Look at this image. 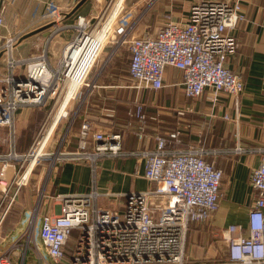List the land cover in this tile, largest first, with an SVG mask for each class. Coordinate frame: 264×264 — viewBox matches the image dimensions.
<instances>
[{"label":"built area","instance_id":"obj_1","mask_svg":"<svg viewBox=\"0 0 264 264\" xmlns=\"http://www.w3.org/2000/svg\"><path fill=\"white\" fill-rule=\"evenodd\" d=\"M2 1L0 28H5L4 1H13ZM116 2L110 0L100 10L94 25L79 15L69 27L62 25L64 16L57 6L47 2L44 14L39 17L43 25L52 26L42 54L17 58L15 47L21 35L16 34L6 36L0 46L4 67L0 72V186L5 178V167L15 168L11 178L3 182L8 185L7 189H0V230L16 195L21 188L28 187L32 170L40 162L48 163L47 176L65 162L86 163L91 166L93 178L88 193L60 197L57 209L51 214L39 216V206L33 209L31 232L38 222L37 237L45 259L34 236L29 235L23 250L18 245L2 252L0 264H14L13 259L24 264L29 251L38 264H188L185 243L188 226L203 223L218 211L222 171L202 159V150L170 151L166 148L167 138L156 135L155 149L140 154L145 162L142 177L151 188L127 194L124 209L112 211L97 208L100 193L96 189V170L98 160L125 156L122 154L123 134L93 130L84 120L78 129L76 144L71 148L69 136L74 115L55 145L50 146L54 130L68 117V105L83 89L94 87L88 79L105 47L127 48L128 72L136 90H162L164 69L172 67L182 72L183 92L188 99L200 98L205 90H210L212 102L225 94L232 96L237 106L243 94L241 77L226 67L227 59L238 49L229 31L244 20L241 0L196 2L189 9L186 24L168 21L154 36L136 38L132 36L136 26L133 15L124 2L115 9ZM69 28L75 35L62 48L56 67H52L48 64L47 47L53 35ZM98 37L99 42L94 44ZM79 69L81 72L77 73ZM71 84L74 91L65 115L48 135L47 128L57 105L62 103ZM49 102L53 106L29 151L18 154L15 114L25 108L44 109ZM142 111L143 104H137L136 109L129 112L130 117L137 119L135 137L139 142L146 139V117ZM184 113L178 111V115ZM178 136L179 132L168 134V138L176 142ZM40 145L41 155L34 157ZM26 162L28 165L24 166ZM251 175L256 198L248 212L246 227L232 224L224 232L225 261L203 264H264V151L261 163ZM74 230L78 231L75 239L72 238Z\"/></svg>","mask_w":264,"mask_h":264},{"label":"crops","instance_id":"obj_2","mask_svg":"<svg viewBox=\"0 0 264 264\" xmlns=\"http://www.w3.org/2000/svg\"><path fill=\"white\" fill-rule=\"evenodd\" d=\"M12 1H4L5 6L10 5V10L12 9L10 13L5 9L4 18L11 16L13 19H26L22 30L10 33L21 35L22 38L47 26L42 24L39 17L44 14L47 2H53L57 6L64 16L62 25L69 27L75 24L79 15L86 17L94 25L97 14L108 0H87L72 15L70 13L81 0ZM200 1L209 0H125V8L131 12L136 23L132 36H154L168 21L186 24L190 7ZM241 1L244 20L229 31L238 43V49L227 59L226 64L231 72L241 77L244 85L237 106L235 99L225 94H220L217 101L212 102L210 90H205L200 98L188 99L183 92V74L172 67L164 69L162 90H136L128 72L129 51L126 47L115 49L113 46L105 47L95 62L88 79L94 87L83 89L77 99L68 105L69 113L76 115L69 136L71 148L76 144L78 129L84 120L91 124L93 130H100L105 134H123L122 154L125 156L98 160L96 170L99 199L112 205L113 211L119 209V200L126 199L127 194L151 188V184L142 177L145 162L140 154L155 149L156 135L167 138L166 148L170 151L202 150V159L222 171L218 211L209 220L188 226L185 241L188 264L222 261L227 254L224 232L232 224L246 227L248 212L256 198V192L251 187V173L261 163L264 151V0ZM2 2L0 0V4ZM50 29L51 27L25 41H18L15 56L27 59L42 54L51 35ZM74 35L71 28L57 36L53 35L47 47L50 66L56 67L62 48ZM5 37V34L0 33V46ZM63 37L61 51L58 52L54 46ZM24 44L27 50L25 56L20 52ZM38 49V54H32L33 51L38 52ZM0 64L2 65L1 58ZM137 104H143L142 112L146 117V139L141 142L135 137L137 119L129 116V112L134 111ZM179 110L185 113L178 115ZM37 113H40L38 109L25 108L15 114V149L20 155L26 154L30 147L24 145L20 131L28 123H35ZM63 127L59 130L60 135ZM176 132H179L178 142L168 138V134ZM14 170L13 166L5 167V172L10 175L9 179ZM37 172L32 176L39 179L38 185L43 178L42 186L40 185L43 199L38 204L39 216L56 210L60 197L88 193L92 188V170L86 163L65 162V165L48 176L45 169ZM25 188L27 187L20 190L27 205ZM15 199L13 206H17L16 203L19 202L18 194ZM27 207L24 206L21 211H26ZM22 216L13 227L4 230L1 228L0 255L12 246L18 247V243L26 237L27 220H22ZM35 243L41 246L38 237L35 238ZM13 263L18 264L15 259Z\"/></svg>","mask_w":264,"mask_h":264},{"label":"rangeland","instance_id":"obj_3","mask_svg":"<svg viewBox=\"0 0 264 264\" xmlns=\"http://www.w3.org/2000/svg\"><path fill=\"white\" fill-rule=\"evenodd\" d=\"M109 1L110 0H108L106 2V4L104 5V7H106L108 5ZM125 5L126 4H125V1H124V6ZM5 9H6L7 13H10L11 10H12V9L10 10V5H8L7 7H5ZM5 18H6V20H5V24H6L5 28L6 29L5 28H2L1 31H0L1 35L2 34H5V36L10 35L11 32H15V31L22 30L24 28V26H25V23L27 22L26 19H24V18H21V19H13V17H11V16H7ZM14 18H16V17H14ZM42 39L44 40L45 38H41V40ZM63 40H64V37L62 38V40H60L59 42H57L55 44V46H54V49H56L58 52L61 51L60 48H61V45H62ZM38 43L41 44V41H39ZM17 44H19V42ZM26 51L27 50H25V44H24L22 46V48H20V52L22 53L23 56H25L27 54ZM39 51H40L39 49H38V52L33 51L32 54H35V53L38 54ZM3 70H4V67H3V65L0 64V72H2ZM52 106H53V103H51V102L47 103V106L44 109L39 110L40 113H37L36 118L34 120L35 123L34 124H32L33 122L28 123L27 127H24L20 131V133H21L20 135L22 136V141H23V143H24L25 146L31 145V143L33 142L36 134L38 133L37 131H38L39 127L46 120V117H47L46 114H47V112L51 109ZM57 108H58V105H57ZM71 117H72V115H71V113H69V110H68V117L67 118H64L61 121L60 125L57 126V128L54 130L53 139L51 141L52 144H50L51 147H53L55 145V142L58 140V137L60 136L59 130L62 129L63 125H64V127H63V130H64L65 127H66V125H68L72 121ZM72 126H73V124H72ZM6 132H7L6 130H3V133L6 134ZM50 146H49V148H50ZM47 164L48 163H46V162H40L38 165H36L33 168L32 173H31L30 178H29V181H28L29 182V185H28L27 188H25L26 191H27L26 197L28 199V204L27 205L25 204V205L21 206V208L22 207L24 208V206H28L26 208V211L25 210L22 211V215H23L22 216V220H24V219L27 220V222L25 224L26 225V230L25 231L27 232V234H26V237H24L18 243L19 244V248L21 250L24 249L25 244L28 242V236L29 235H31V237L34 236V238H36L37 237V234H38V231H37L38 222L36 223V226L34 227L33 231L31 232V227H32V225L34 223V219H33L32 213H33V208H35L36 205H38L40 202H42V199H43L41 197V191H40L41 190L40 185L42 184L43 178L40 181L41 184L38 185L37 184V181L39 179L37 177L35 178L34 175L32 176V174H35V172L39 171V169L40 170L45 169L46 172H47V170H48V165ZM26 165H28L27 162L25 163L24 166H26ZM17 167H19V166H17ZM9 176H10L9 173H6L5 174V178L3 179L4 181L2 180V185L0 186V189H3L4 187L7 189L8 185L3 184V182L6 183L9 180ZM1 194L2 193L0 191V195ZM125 202H126V199L125 198H121V200H119V210L120 211H122L124 209ZM97 208L98 209L99 208H101V209H109V210H112L113 211L112 205H110L109 203H107L105 200H103L101 198L98 201ZM32 219H33V221H32V224L30 225L29 223H31V220ZM77 236H78V231L77 230H74L72 232V238L75 239V238H77ZM68 247H69V245H68ZM39 248L41 250L42 257H44V259H45V252H44L43 248H41V247H39ZM217 262H221V261H217ZM24 264H38V261L33 257L31 251L28 252V254H27L26 258H25Z\"/></svg>","mask_w":264,"mask_h":264},{"label":"bare ground","instance_id":"obj_4","mask_svg":"<svg viewBox=\"0 0 264 264\" xmlns=\"http://www.w3.org/2000/svg\"><path fill=\"white\" fill-rule=\"evenodd\" d=\"M124 1L125 0H117L115 9L116 8H120L123 5V2ZM98 39H99V37L96 38L94 44H97L99 42ZM81 69H79V72L77 71V73H80L81 72ZM73 91H74V85L71 84L69 86L68 92L63 97L64 99H63L62 103L59 105L58 109L56 110V112L54 114V117H53L50 125L47 128V134L48 135H51V133H52L51 131L54 128V126L56 125L57 121L60 119V117L63 116V115H65V110H66V107H67L69 101L71 100V95H72ZM46 138H47V135L42 140V144L46 140ZM40 148H41V145L38 147V151L36 152V154H35L34 157H39L41 155V153H40L41 149ZM34 157H33V159H34ZM32 166H33V161L29 165V170L32 169Z\"/></svg>","mask_w":264,"mask_h":264},{"label":"trees","instance_id":"obj_5","mask_svg":"<svg viewBox=\"0 0 264 264\" xmlns=\"http://www.w3.org/2000/svg\"><path fill=\"white\" fill-rule=\"evenodd\" d=\"M38 120V119H37ZM220 191V190H219ZM18 199L19 202L16 203L17 206H13L15 207V209H13V207L10 208V210L6 213L5 218L2 222V230L6 229V228H10L13 227L14 225L17 224V222L19 221V219L21 218V214H22V208L21 206L26 204V201L23 199L22 197V190H20L18 192ZM226 259L224 258L221 262L225 261Z\"/></svg>","mask_w":264,"mask_h":264},{"label":"water","instance_id":"obj_6","mask_svg":"<svg viewBox=\"0 0 264 264\" xmlns=\"http://www.w3.org/2000/svg\"><path fill=\"white\" fill-rule=\"evenodd\" d=\"M87 0H81L78 4H77V7L70 13V15L74 14L77 9ZM52 25H47L45 26L44 28H41V29H38V30H35V31H32L30 33H28V35H25L23 36L19 42H22V41H25L27 40L28 38L32 37V36H35V35H38L40 34L41 32H44V30L46 29H49ZM2 54H0V58H1ZM38 207V205L35 206V209Z\"/></svg>","mask_w":264,"mask_h":264}]
</instances>
